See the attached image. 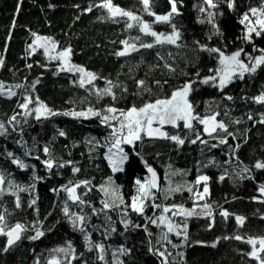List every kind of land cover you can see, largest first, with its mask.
<instances>
[{
    "label": "trees",
    "instance_id": "obj_1",
    "mask_svg": "<svg viewBox=\"0 0 264 264\" xmlns=\"http://www.w3.org/2000/svg\"><path fill=\"white\" fill-rule=\"evenodd\" d=\"M100 2L101 0H0V55L5 61V66L0 68V81L11 85L24 84L27 87L39 79L40 83L36 85L33 96H38L49 108L65 112L81 111L89 106L98 110L109 105L120 109H128L133 104L140 106L156 98H167L185 82L195 79V91L189 99L193 102L196 113L204 116L219 112L217 119L228 125L229 132L235 138L228 136L227 144L212 148V144H218L219 137L210 138L203 132V126L195 122V130L208 144L204 145L199 141L192 144L190 140L196 138V131L189 133L181 122L180 128L167 127L165 131L187 137L183 146L169 140L144 137L134 145H124L129 161L123 172L113 173L106 158L108 148L111 147L109 138L112 129L101 123L99 118L57 115L37 121L33 114L26 118L25 123L23 109L18 107L26 94L24 90L14 89L17 95L11 98L0 96V121L8 127L7 135L0 136V172L5 174L7 180L21 187L34 185L33 190L17 192L21 205L19 208L15 206L16 197L7 187L0 198V212L7 209V225L22 223L29 228L21 241L8 252L0 251V264H36L37 258L41 264H45L50 258L51 249L66 246L69 241L75 248L76 255L80 257L72 264H85V261L86 264H103L97 260L96 250H86L83 234L73 230L64 216L62 208L66 202L73 212H80L81 209L72 204L67 193L61 189L70 181L73 184L83 180L91 181L92 190L83 198L99 210L102 208L101 201L105 199L100 186L107 185L111 178L119 186L125 201L130 203L131 196L135 194V180H146L150 177L147 166L156 171L162 189L182 186L181 191L170 193L167 198L164 192H158L156 203L178 205L187 209L193 208L195 203V198L186 190L187 187L193 186V191H202L204 184L196 185L195 182L199 176L207 175L210 178L208 202L214 207L215 224L210 228V221L205 216L187 218L188 243L173 249L171 245L161 241L162 229L154 225H149L148 228L152 233L151 237L143 228L125 231L120 223L121 209L107 210L112 218L111 226L116 228V232L106 235L103 232L108 223L105 216L93 215L91 208L84 206L83 212L90 217L91 239L105 243L108 248V264H114L112 252L120 247L131 249L130 255L120 257L124 264H161V257L149 251L153 245L171 254L170 264H258V261L247 255L251 251V245L225 237H234L237 234L245 238L264 236V203L253 199L259 195L258 186L264 184V170L254 169L251 173L254 179L242 180L236 175L241 167H252L256 161H264V124L258 123L264 116V104L254 100V97L264 94V68L254 75H246L242 81L236 80L223 91L203 85L199 80L213 74L210 70L218 67V59L216 54L199 50L194 42L199 41L208 47H219L227 53L241 46L246 52H252L253 45L244 44L239 39L243 33L239 20L250 8L264 4V0H235L233 8L227 6L226 0H217L218 7L212 11L217 13L216 23L223 33L222 36L212 35V26L207 22L199 23L201 19L206 21V13L200 12L201 7H207L203 0H179L178 7L182 15L175 17L173 23L181 30L180 43L186 47L164 45L151 49L141 48L127 57L115 55L123 47L120 41L140 36L141 40L151 42L152 38L139 33L136 27L127 29L124 19H119L117 23L107 19L104 9L94 7L90 13L84 11L89 5ZM113 2L142 16L145 21H154V17L143 10L141 0ZM169 10L167 0H151V11L163 15ZM153 28L163 33L172 31L165 23H154ZM32 32L54 38L61 49L71 46L72 63L104 78L96 80L95 87L103 89L106 86L105 80L108 79L127 87L128 92L117 101H113L111 97L97 101L90 91L92 86H78V74H57L59 62L49 61L42 54V49L29 55L28 45L34 40ZM210 35L211 40L208 39ZM254 40L256 47L264 48V36L254 37ZM168 53L172 55L169 56ZM160 57L164 59L161 60ZM165 62L171 64L176 71L173 73L165 69ZM28 64L33 67L27 68ZM197 72L200 73L199 77L195 75ZM140 79L146 80L151 93L134 95L138 91L135 80ZM156 81H160V84L157 85ZM114 91L117 96H121L119 88ZM227 96L233 99L228 100ZM17 112L21 115L18 116L16 131H13V126L8 121ZM249 115L253 117L252 120L248 119ZM234 120L241 122L235 124L232 122ZM20 129H23L22 133ZM61 130L66 136L58 135ZM224 135L226 134L220 133V136ZM237 145L239 148H236ZM44 147L50 149L57 165L63 163L65 166H54L48 170L42 163L48 158L43 152ZM234 148L236 151L233 153ZM9 151L35 168L20 169L7 157ZM26 152L31 155H26ZM36 156L40 159H35ZM73 167L80 168V171L74 173ZM226 173L225 179L220 181L219 176ZM34 176L41 179L36 180ZM84 191L83 187L77 189L78 193ZM33 199H37V203L29 207ZM199 203L202 204L203 201ZM216 205L227 209L229 213L246 217L244 226H238L234 216L230 215L227 220L222 218L219 214L221 208ZM154 211L157 215L160 214V210L148 207L146 215L152 216ZM172 218L178 224H183L185 220L179 216ZM128 219L140 225L145 224L144 218L132 213L130 209ZM37 221L45 235L32 241L27 237L34 234L31 225ZM91 225H96L99 230L93 231ZM6 239L0 236V248L6 245ZM170 239L177 245L181 244V239L174 235L170 234ZM213 243L216 244L215 247L211 246ZM181 252L183 256L178 255Z\"/></svg>",
    "mask_w": 264,
    "mask_h": 264
},
{
    "label": "snow or ice",
    "instance_id": "obj_2",
    "mask_svg": "<svg viewBox=\"0 0 264 264\" xmlns=\"http://www.w3.org/2000/svg\"><path fill=\"white\" fill-rule=\"evenodd\" d=\"M170 5V10L163 15H159L151 11V0H141L143 10L148 13V15L154 17L152 23L145 21L142 16L136 15L134 12L125 10L119 5L114 4L113 0H101L99 4L89 5L84 11L91 12L94 7H98L106 10L107 19L114 23L119 22V19H124L126 28L132 29L136 27L139 33L144 36L151 37V42H145L141 40L140 36L129 37L120 41L123 45L122 49L117 51L115 55L117 57H127L134 52H138L141 48L151 49L156 46L172 45L176 48L186 47V45L180 43L182 39L181 30L177 27L176 23H173L175 17L182 15L180 8L178 7L179 0H167ZM227 6L233 8L235 6V0H226ZM203 3L207 7H201L200 12L206 13V21L204 19L199 20V23L203 24L207 22L212 26V35L222 36L223 33L220 30L219 25L216 23L217 13L212 11L218 7L217 0H203ZM51 7V5H50ZM78 7V6H77ZM103 18V17H102ZM154 23H165L170 26L172 31L170 33L157 32L153 28ZM240 25L243 26V33L239 37L244 44L253 45L252 52H246L244 47L241 46L231 53H227L225 50L219 47H208L206 44H200L199 41L194 43L198 46L199 50L207 51L210 54H216L218 59V67L216 69H211L212 75H208L199 80L203 85H210L211 87L218 88L223 91L230 84L234 83L236 80H244L246 75H254L264 68V48H258L255 46L254 37L264 36V4L260 7H252L247 12H245L242 18L239 20ZM15 27V22H13V28ZM34 38L33 43L28 45L29 55H34L38 50H43V55L49 61H59L58 72L74 73L78 74V86L80 88H87V86H92L90 91L94 95L97 101L103 99L104 97H111L113 101L123 98V94L128 92L127 87H124L119 82H114L112 80H105L106 86L101 89L95 87V81L98 79H104L97 75V73L87 70L85 67L76 65L72 63V48L71 46H66L60 48L59 42H57L52 37L41 36L35 32L31 33ZM212 36L208 37L211 40ZM139 41V44L137 43ZM254 53H259L255 55ZM159 56V53H157ZM171 56V53H168ZM243 57V58H242ZM161 60L164 57H160ZM5 66V61L2 55H0V68ZM41 67H46V65H40ZM159 66V65H157ZM32 64H28L27 68L31 69ZM163 67L169 72H175V68L167 62L164 63ZM196 77L200 76L197 72ZM197 81L195 79L185 82L181 87L175 89L171 92L170 96L167 98H156L154 101L144 102L142 105L137 106L133 104L128 109H120L115 106L109 105L102 110L95 109L92 106L87 107L81 111H65L57 112L52 108H49L47 104L40 101L38 96H33V92L40 80H35L30 86H25L24 84H6L4 81H0V96L2 97H14L17 92L14 89H23L24 93L23 102L18 104L20 109H23V115L25 117V123H27V117L34 114V118L37 121L42 119H48L52 116L64 115L72 116L75 118H99L101 123L106 124L112 129L110 136L111 147L108 148L107 160L111 166L113 173L123 172L125 170V165L129 161V154L125 151L122 145H134L137 141H142L144 137L150 139H163L174 142L178 146H183L187 137H181L179 134H170L165 131V126H171L173 129H178L182 126L184 129L188 130L189 133L196 131L194 126V121L200 125H203V132L206 133L212 139H218V144H212V148L219 147V145H225L228 143L227 137L231 136L235 138L234 134L229 132L228 125L224 123L223 120H217V116L220 115L219 112H213L208 115L201 116L195 111V106L193 102L189 99L191 93L195 91L193 85ZM138 91L134 95L140 96L143 92L151 93V88L147 85L146 80L140 79L135 80ZM159 85L160 81H156ZM119 88L121 90V96H117L114 89ZM226 99L232 100L231 96H227ZM255 102L264 104V94L254 97ZM30 106H32L30 108ZM21 113L17 112L12 115L8 121L9 125H12V130L16 131V125L19 124L18 116ZM227 115V112L225 113ZM249 120H252L251 115L248 116ZM115 121L116 124L111 122ZM235 124H239L240 120L232 121ZM258 123L264 124V116L258 121ZM154 125H156L154 127ZM23 132V129H20ZM8 127L5 123L0 121V136L7 135ZM220 133L226 134L220 136ZM58 135L61 137L66 136L64 131H59ZM199 141L201 144L207 145L208 141L202 139L200 133L196 131V138L190 140V143L196 144ZM239 148V145L236 146ZM236 148L232 149L233 153ZM43 152L48 157L42 163L46 166L48 170H51L54 166L64 167L65 164L61 163L57 165L54 158L51 155V151L48 147L43 148ZM26 155H31L30 152H26ZM7 157L11 159L14 165H17L20 169H27L29 167L35 168L34 165H29L25 163L19 157H15L14 153L7 152ZM35 159L39 160V156ZM238 160V158H237ZM71 163V162H67ZM242 163V162H239ZM147 166V162H145ZM264 170V161H256L252 167L243 166L236 175L240 179H254L251 175L253 170ZM80 168L73 167V172L78 173ZM147 171L150 173V177L146 180L136 179L135 180V194L131 196V202L125 201L124 197L120 193L119 186L115 185L111 178H109L107 185H101L100 191L104 193L105 199L101 201L102 208L99 210L91 205L89 201H86L83 197L87 196L88 192L92 190L91 181L83 180L73 184L71 181L68 185L63 186L61 190L67 193V198L72 204L80 207V212H73L69 208L67 202L64 204L62 211L64 216L69 220L73 230L79 231L83 234V239L85 241L86 250L92 252L96 250L97 260L103 262V264H108L106 255L108 248L103 242H94L91 239V233L89 231L90 217L83 212V207L88 206L92 210L93 215L105 216L107 226L104 227V234L108 235L116 232V228L111 226L112 218L107 214V210L111 209H121V220L120 223L123 225L125 231L130 229H140L143 230L151 237L152 233L148 231L149 225H154L157 228L162 229L161 241L166 242L171 245L173 249L178 247L186 246L189 240L187 234V223L186 219L194 215H203L209 219V227L211 228L215 224V214L214 207L212 203L208 202L210 197V189L208 186L209 177L207 175H201L196 180V185H200L202 182L204 184L202 191L197 189L193 191V186H188L187 191L192 193L195 198L194 207L191 209H186L183 206L178 205H163L156 203L157 193L164 192L165 198L170 193L178 192L182 190V186L169 187L168 189H162L156 171L151 167L147 166ZM225 175L219 176V180L223 181L226 177ZM34 179L39 180L40 177L34 176ZM7 190L16 197L15 206L19 208L20 200L17 192L33 190L34 185L28 186V188L21 187L15 184L11 180H7L4 173L0 172V198ZM83 187L85 191L83 193H78L77 189ZM53 191H59L53 189ZM259 195L254 196L253 199L261 203H264V184H260L257 189ZM203 201L202 204L199 202ZM37 203V199H33L29 205L32 207ZM151 207L152 209L160 210V214L153 212L152 216L146 215V208ZM216 207L221 208L220 216L227 220L229 216H234V219L238 226L243 227L246 221V217L242 215H235L229 213L227 209H222V206L216 205ZM197 208L200 209L197 212ZM129 209L132 213L144 218L145 224L140 225L134 223L131 219H128ZM38 211V209H37ZM7 209L0 212V236L6 237V245L0 248L2 252H8L13 246H15L19 241H21L23 234L29 230L28 226L22 223H16L14 226H8L6 221ZM171 213V216L167 215ZM183 217L185 218L183 224L176 223L172 217ZM39 221L31 225L34 231L33 235L27 237V239L36 241L45 235V232L39 227ZM93 231L99 230L96 225H91ZM166 229V231H164ZM170 234L181 239V244L177 245L170 239ZM235 239L237 241H243L251 245V251L247 253L248 256L252 257L258 264H264V236L261 237H243L239 234L234 237H225V239ZM218 242V241H217ZM202 243V242H198ZM215 247L216 244L211 245ZM150 252L161 257V264H170V253L166 250H160L154 245L149 248ZM62 254V256L60 255ZM131 254V249L126 247H120L116 251L112 252L114 258V264H124V261L120 258L122 256H128ZM83 254L81 253V256ZM178 255L183 256V253H178ZM76 255L75 248L69 241L66 246L57 247L50 250V258L45 261V264H72L73 261L79 259ZM36 264H41L39 258L36 259ZM86 264V261H85Z\"/></svg>",
    "mask_w": 264,
    "mask_h": 264
},
{
    "label": "rangeland",
    "instance_id": "obj_3",
    "mask_svg": "<svg viewBox=\"0 0 264 264\" xmlns=\"http://www.w3.org/2000/svg\"><path fill=\"white\" fill-rule=\"evenodd\" d=\"M57 62H59V61H57ZM218 120V119H217ZM112 124H116V122L115 121H112L111 122ZM193 123H195V121L193 122ZM156 125H154V127H155ZM203 126V125H202ZM167 127H171V126H165V128H167ZM204 127V126H203ZM165 128H164V130H165ZM206 134V133H205ZM138 142V141H137ZM136 143V142H135ZM122 147L125 149V151L127 152V150H126V148H125V146L124 145H122ZM107 155H108V152L106 153V157H107ZM201 184H203V182L201 183ZM187 209V208H186ZM200 211V209L199 208H197V212H199ZM167 215H169V213L167 214ZM170 216V215H169ZM203 215H194V216H192V217H202Z\"/></svg>",
    "mask_w": 264,
    "mask_h": 264
}]
</instances>
